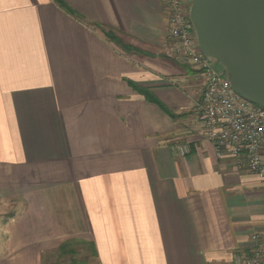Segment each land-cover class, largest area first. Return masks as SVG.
<instances>
[{
  "label": "crops",
  "instance_id": "crops-1",
  "mask_svg": "<svg viewBox=\"0 0 264 264\" xmlns=\"http://www.w3.org/2000/svg\"><path fill=\"white\" fill-rule=\"evenodd\" d=\"M61 1L0 0V264H243L264 177L207 138L163 0Z\"/></svg>",
  "mask_w": 264,
  "mask_h": 264
},
{
  "label": "built area",
  "instance_id": "built-area-1",
  "mask_svg": "<svg viewBox=\"0 0 264 264\" xmlns=\"http://www.w3.org/2000/svg\"><path fill=\"white\" fill-rule=\"evenodd\" d=\"M169 36L175 40L169 51L190 63L203 77L200 119L207 138L217 153L236 157L250 171L264 177V106L237 93L226 70H217L212 58L200 49L197 32L184 0H163ZM181 154L189 151L180 147ZM256 244L243 264H264V239L254 236Z\"/></svg>",
  "mask_w": 264,
  "mask_h": 264
},
{
  "label": "water",
  "instance_id": "water-1",
  "mask_svg": "<svg viewBox=\"0 0 264 264\" xmlns=\"http://www.w3.org/2000/svg\"><path fill=\"white\" fill-rule=\"evenodd\" d=\"M198 45L226 68L233 89L264 106V0H191Z\"/></svg>",
  "mask_w": 264,
  "mask_h": 264
},
{
  "label": "rangeland",
  "instance_id": "rangeland-1",
  "mask_svg": "<svg viewBox=\"0 0 264 264\" xmlns=\"http://www.w3.org/2000/svg\"><path fill=\"white\" fill-rule=\"evenodd\" d=\"M184 5L189 10L191 6V0H184ZM217 70H226L225 66L216 59H211ZM76 250L75 255H66L60 257L59 251L57 253H52L50 256L42 257V264H93L91 257V250L88 246L83 245L82 243H77L73 246ZM89 248V249H88Z\"/></svg>",
  "mask_w": 264,
  "mask_h": 264
},
{
  "label": "trees",
  "instance_id": "trees-1",
  "mask_svg": "<svg viewBox=\"0 0 264 264\" xmlns=\"http://www.w3.org/2000/svg\"><path fill=\"white\" fill-rule=\"evenodd\" d=\"M58 3L61 7L66 8L68 11L73 12L63 1L58 0ZM110 34V35H109ZM108 36L112 39L111 33H108ZM77 243H82V242H75V241H67L62 243V245L59 247V255L60 257L66 256V255H75L76 250L74 249L73 246H75ZM92 256V255H91ZM55 264H61L60 262L55 263Z\"/></svg>",
  "mask_w": 264,
  "mask_h": 264
}]
</instances>
